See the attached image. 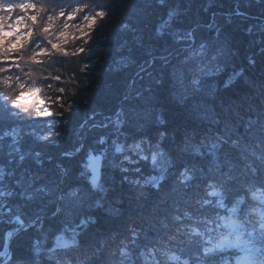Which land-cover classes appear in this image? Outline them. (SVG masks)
I'll list each match as a JSON object with an SVG mask.
<instances>
[{
  "label": "trees",
  "instance_id": "obj_1",
  "mask_svg": "<svg viewBox=\"0 0 264 264\" xmlns=\"http://www.w3.org/2000/svg\"><path fill=\"white\" fill-rule=\"evenodd\" d=\"M0 9L3 21L23 20L32 31L19 48L0 47V256L16 234L3 264L26 257L32 264H129L127 254L141 249L143 264H153L148 248L183 223H161L173 201H210L200 208L206 220L211 205L225 203L241 184L264 181V0H0ZM88 13L96 21L80 31ZM180 60L205 69L202 92L183 106L167 87ZM147 86L166 123L153 116L140 134L155 141L165 133L174 167L160 191L124 180L152 175L142 161L126 173L105 167L110 191L102 207L83 213L95 223L77 229L78 248L54 246L58 224L34 188L80 183L85 153L99 147L117 101L134 108ZM181 168L194 179L172 192Z\"/></svg>",
  "mask_w": 264,
  "mask_h": 264
},
{
  "label": "clouds",
  "instance_id": "obj_2",
  "mask_svg": "<svg viewBox=\"0 0 264 264\" xmlns=\"http://www.w3.org/2000/svg\"><path fill=\"white\" fill-rule=\"evenodd\" d=\"M107 15L105 11L104 16ZM157 35L163 34L157 30ZM186 64L185 60L178 61L169 69L168 75L169 97L181 106L202 92L201 80L205 75L202 62L193 66ZM164 83L161 78L156 81V87ZM145 91L148 96L142 99L143 94L138 93L136 98L141 100V104L134 108H126L122 101H117L110 124L100 129L102 134L96 141L99 147L89 148L85 153L88 163L78 175L80 183L34 188L36 199L44 201L45 207H52L50 218L58 224L54 232V246L78 248L81 232L77 229H86L89 221L95 223L94 218H85L83 213L93 205L102 207L100 199L106 198L110 191L104 182L105 167L113 172L119 170L126 173L129 165L142 161L152 175L146 177L143 183L129 181L127 176L124 180L134 186L139 184L143 188L160 191V185L167 179L168 169L174 167V161L163 146L165 133L161 132L155 141L140 134L152 122L150 118L153 116L159 125L166 123L156 92L152 86H147ZM126 127L131 131H125ZM80 151L81 148L76 149L77 153ZM135 170L140 171L139 168ZM190 179L194 177H189L185 168L179 169L171 191L186 190ZM2 180L4 176L0 175ZM241 189L232 193L230 199L226 196L225 203L211 205L206 220L200 219V208L203 204H211L210 201L191 198L184 200L183 204L173 201L171 211L161 223L166 229L170 225L164 220H170L172 224L183 223L173 230L174 234L165 232L148 248L147 254L152 256L153 264H264V181H248L241 184ZM257 193L262 194V198H258ZM190 209H195V214ZM144 257L143 249L127 254L129 264H136V261L143 264ZM13 264H32V260L30 257L21 258L14 260Z\"/></svg>",
  "mask_w": 264,
  "mask_h": 264
},
{
  "label": "rangeland",
  "instance_id": "obj_3",
  "mask_svg": "<svg viewBox=\"0 0 264 264\" xmlns=\"http://www.w3.org/2000/svg\"><path fill=\"white\" fill-rule=\"evenodd\" d=\"M6 10L10 11L9 8ZM11 15L12 14L10 13L9 18L11 17ZM74 16H75V14H70L68 17V20L72 19ZM101 17H104L103 12L101 13ZM3 18H4V14L1 13V9H0V47L2 45H4L5 42H9L12 49L19 48L21 46V44L28 39V37L30 36L32 31H30V29L26 28L27 25L23 20L15 19L14 23H10L8 21V19H7V21L6 20L3 21ZM83 18L84 19L80 22V24L77 25V28L80 29V31L84 30V32H85V29L88 26H91L96 21V17L91 15L90 13H88ZM72 24L73 23L69 21V23H67L65 25V29H68ZM68 35L66 36V39H67ZM202 51H203V48H201L200 50H194V53L200 54ZM10 62H13L12 59H10ZM27 94L28 93H26L25 91L21 92L22 96H27ZM43 137H46V136H43ZM257 196H258V198H262V196H260V195H257ZM15 218H16L15 220L17 221L19 227H21V225L18 221V218L17 217H15ZM39 219H41V218H39ZM22 221L24 222V220H22ZM17 233H19V231ZM13 237H11V236L6 237V240H9V244L7 245V249L5 248L3 250L4 256H0V264L7 262L11 257V251H9L8 249H11Z\"/></svg>",
  "mask_w": 264,
  "mask_h": 264
},
{
  "label": "water",
  "instance_id": "obj_4",
  "mask_svg": "<svg viewBox=\"0 0 264 264\" xmlns=\"http://www.w3.org/2000/svg\"><path fill=\"white\" fill-rule=\"evenodd\" d=\"M88 163V162H87ZM90 167L92 166V165H89ZM18 218V221H19V223H20V225H21V227L22 228H24V226L26 225L19 217H17ZM12 240V239H11Z\"/></svg>",
  "mask_w": 264,
  "mask_h": 264
}]
</instances>
